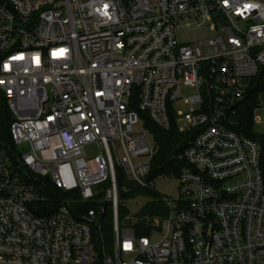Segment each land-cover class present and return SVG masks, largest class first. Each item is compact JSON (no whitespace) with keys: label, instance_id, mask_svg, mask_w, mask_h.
<instances>
[{"label":"built area","instance_id":"built-area-1","mask_svg":"<svg viewBox=\"0 0 264 264\" xmlns=\"http://www.w3.org/2000/svg\"><path fill=\"white\" fill-rule=\"evenodd\" d=\"M262 67L264 2L0 0V264H264L260 147L232 129ZM150 124L194 133L136 236L120 199L152 191Z\"/></svg>","mask_w":264,"mask_h":264},{"label":"trees","instance_id":"trees-1","mask_svg":"<svg viewBox=\"0 0 264 264\" xmlns=\"http://www.w3.org/2000/svg\"><path fill=\"white\" fill-rule=\"evenodd\" d=\"M263 71L264 67H262L257 76L250 79L246 95L235 103L234 115L232 116V129L257 140L260 147L259 164L264 182V136L257 134L251 121L252 109L257 105L258 94L264 93V80L262 79ZM11 120L10 111L7 108L4 97L0 93V148H6L7 150L12 149V140L9 130ZM148 129L153 136L155 144V152L150 162L151 174H172L176 176L182 165V161L178 160L176 156L182 152L187 141L193 136L194 132H179L172 124L166 131L156 128L151 124ZM50 190L52 192H57L53 188H50ZM136 193L149 196L143 208L139 211L137 220L131 225L134 234L140 236L146 234L148 223L150 222L149 219L158 213L162 214L164 209L161 202L152 191L142 190L136 191ZM57 198L66 199L67 202L72 199L73 204H71L73 206H78L79 204L75 201V196L72 194L62 195L61 198ZM78 207L84 210L87 206L86 204H82ZM124 213L123 209L119 210L120 217H122ZM146 217L148 219H146ZM100 231L103 242L107 245L110 241V220L108 213H105L104 220L100 225Z\"/></svg>","mask_w":264,"mask_h":264},{"label":"rangeland","instance_id":"rangeland-1","mask_svg":"<svg viewBox=\"0 0 264 264\" xmlns=\"http://www.w3.org/2000/svg\"><path fill=\"white\" fill-rule=\"evenodd\" d=\"M257 2L263 3L264 0H255ZM262 79L264 80V71L262 73ZM189 89L182 88L181 96L182 98L174 103V108L176 111H178L180 114L186 113L189 111L190 105L184 103V100L188 97L190 94ZM257 103L254 111L253 116L257 118L260 122L255 125L253 128L257 132V134L264 136V93H259L257 97ZM192 107H194L192 105ZM177 126L184 128L186 127L185 121H179L177 122ZM133 130L141 131L142 125L141 120H139L138 124L133 127ZM96 154V151L92 147H86L84 149V156L85 157H93ZM148 184L152 190V192L155 194L157 198L163 196L166 197L171 204H173V200H175L178 197L177 191H176V185L177 181L175 179V176L172 174H155L153 177H151L148 181ZM147 198H149L148 195L139 194L135 196L126 195L120 199L121 206L124 210V215L127 217H130V219L123 218L122 221H129V222H135L137 220V216L139 211L143 208L144 204L147 201ZM158 215V214H157ZM132 217V218H131ZM155 239L153 236L151 240Z\"/></svg>","mask_w":264,"mask_h":264},{"label":"crops","instance_id":"crops-1","mask_svg":"<svg viewBox=\"0 0 264 264\" xmlns=\"http://www.w3.org/2000/svg\"><path fill=\"white\" fill-rule=\"evenodd\" d=\"M257 106H258V103H257Z\"/></svg>","mask_w":264,"mask_h":264}]
</instances>
